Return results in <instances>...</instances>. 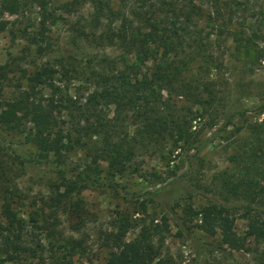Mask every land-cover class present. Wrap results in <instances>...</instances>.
Returning <instances> with one entry per match:
<instances>
[{
	"label": "trees",
	"instance_id": "trees-1",
	"mask_svg": "<svg viewBox=\"0 0 264 264\" xmlns=\"http://www.w3.org/2000/svg\"><path fill=\"white\" fill-rule=\"evenodd\" d=\"M57 1L0 0V15L23 17L36 6L37 31L28 33L26 25L17 31L30 41L43 42L47 25L54 20L51 10ZM139 1L140 9L128 16L113 10L111 0H70V6L89 3L94 23L109 20L106 30L97 37L92 32V39L115 46L119 57L113 61L103 58L85 68L58 63V71L42 66L26 77L24 87H17L10 99L0 100V132L21 138L20 144L31 153L22 160L10 150L7 158L11 161L19 166L28 162L60 166L78 150L87 159L81 176L74 179L56 170L50 196L41 201V213L44 209L53 216L60 208L82 219L85 212L79 195L89 187H103L95 173L101 163L105 164L106 176L112 178L138 173L141 160L137 158L158 156L168 166L173 154L185 148L193 151L191 157H197L207 141L192 130V122L202 119L214 101L207 74L217 60L208 51L210 33L205 28L213 31L218 22L232 26L235 7L253 17L250 21L245 16L239 19L237 41L264 42V0ZM204 3L210 18L204 14ZM114 21L118 25L114 26ZM7 26L8 21L0 19V33ZM216 28L219 31L221 26ZM195 63L196 75L189 76ZM71 81H78L83 93H79V87L73 90ZM243 113L231 114L220 130ZM259 144L256 138L250 148L244 146L231 158L232 173L221 177L219 187L224 201L232 197L244 202L246 234L255 243L264 242V171ZM5 170L0 161V259L17 263L27 257L34 264H63L64 258L51 251L47 254L39 240L27 232L11 194H6ZM183 212L199 222L198 230L209 236L218 234L222 245L243 249L245 238L233 231L232 215L226 206L209 203L196 210L186 206ZM29 219L33 223L31 215ZM157 233L145 229L126 240V227L120 225L105 236L108 253L103 264H170L159 256L152 242Z\"/></svg>",
	"mask_w": 264,
	"mask_h": 264
},
{
	"label": "rangeland",
	"instance_id": "rangeland-1",
	"mask_svg": "<svg viewBox=\"0 0 264 264\" xmlns=\"http://www.w3.org/2000/svg\"><path fill=\"white\" fill-rule=\"evenodd\" d=\"M111 1L113 10L128 16L132 10L140 9L139 0ZM69 2L55 3L51 10L54 20L47 25L43 42L30 41L17 31L23 25L28 33L37 31L36 6L23 17L0 15V19L8 21L7 29L0 33V100L10 99L17 87H24L26 77L42 66H53L58 71V63L85 68L103 58L113 61L119 57L120 51L115 46L92 39V32L97 37L106 30L109 20L94 23L89 3L70 6ZM206 6L204 3V14L210 18ZM243 16L253 20L250 13H241L233 7L232 26L224 27L218 22L213 31L205 28L210 33L208 51L217 59L214 69L207 74L214 101L207 110L209 113L192 122V130L207 141L205 148L195 158L191 157L190 149L178 150L168 166L158 156L137 158L141 160L138 173L126 172L112 178L106 176L105 164L101 163L95 173L103 187H89L79 195L85 212L82 219L60 208L53 216L39 209L41 201L50 196L56 170L70 179L84 171L87 162L84 153L79 150L71 153L60 166L32 162L19 166L7 158L10 150L22 160H27L31 153L20 144L21 138L0 132L6 194H11L10 200L24 220L27 232L39 240L47 254L51 251L59 259L64 258L63 264H103L108 253L105 236L121 225L126 227V240L137 237L145 229L150 233L157 230L152 242L159 256L170 264H264V242L255 243L246 234L244 202L232 197L224 201L219 189L221 177L232 173L231 158L244 146L250 148L256 138L264 171V42L237 41L238 21ZM112 24L116 26L118 22ZM196 67L197 63L192 65L189 76L196 75ZM71 82L73 90L79 87V93H83L78 81ZM242 110L241 116L235 115L231 124L220 130L227 117ZM111 113L110 108L109 117ZM209 203L229 209L233 231L245 238L243 249L232 250L222 245L218 234L209 236L198 230L199 222L183 212L186 206L196 210ZM261 217L264 220V207ZM0 264H34V261L27 257L17 263L0 259Z\"/></svg>",
	"mask_w": 264,
	"mask_h": 264
}]
</instances>
